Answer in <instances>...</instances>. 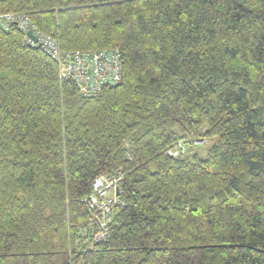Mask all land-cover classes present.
I'll list each match as a JSON object with an SVG mask.
<instances>
[{"label": "trees", "instance_id": "trees-1", "mask_svg": "<svg viewBox=\"0 0 264 264\" xmlns=\"http://www.w3.org/2000/svg\"><path fill=\"white\" fill-rule=\"evenodd\" d=\"M4 14L64 52L119 50L123 77L83 98L0 28V264H264V0H0ZM103 175H122L123 206L93 244Z\"/></svg>", "mask_w": 264, "mask_h": 264}, {"label": "built area", "instance_id": "built-area-1", "mask_svg": "<svg viewBox=\"0 0 264 264\" xmlns=\"http://www.w3.org/2000/svg\"><path fill=\"white\" fill-rule=\"evenodd\" d=\"M14 22H18L20 29L25 34L33 31L39 37L36 44H40L44 52L59 64L62 77L74 78L81 92L87 93L90 90L91 93L99 96L106 88L121 82L123 63L119 50L89 53L64 52L52 35L38 31L28 17L19 14L0 15V26L4 29H9ZM26 42L36 45L28 37H26ZM94 94L89 96H95ZM186 152L183 143L176 152H170V154L179 158ZM122 180L120 175H103L96 178L93 182V190L85 199L92 213L89 219V229L85 235L88 241L93 244L102 243L110 236L115 210L117 207L123 206V202L117 194Z\"/></svg>", "mask_w": 264, "mask_h": 264}, {"label": "bare ground", "instance_id": "bare-ground-1", "mask_svg": "<svg viewBox=\"0 0 264 264\" xmlns=\"http://www.w3.org/2000/svg\"><path fill=\"white\" fill-rule=\"evenodd\" d=\"M22 16H24V15H22ZM27 17V16H26ZM11 26H17L19 29H20V27H19V24H18V22H14V23H12L11 24ZM10 26V27H11ZM10 27H9V29H4V28H2L1 26H0V28L1 29H3V30H6V31H9L10 30ZM20 31L22 32V34L24 35V42H25V45H27V46H29V47H36V46H40V44H36L37 43V40L39 41V37L38 36H36L35 34H34V32L33 31H29L28 33H24L21 29H20ZM30 32H32L33 33V35H34V37H35V39L33 38V37H31L30 35H29V33ZM26 37H28V38H30L36 45H32L31 43H28V42H26ZM55 39V38H54ZM56 40V39H55ZM57 41V40H56ZM58 42V41H57ZM40 48H41V46H40ZM42 49V48H41ZM61 49V48H60ZM89 52H97V51H89ZM89 52H87V53H89ZM50 57V56H49ZM51 58V57H50ZM52 59V58H51ZM53 60V59H52ZM54 62H56L55 60H53ZM57 63V62H56ZM58 64V63H57ZM58 66H59V64H58ZM59 72H60V68H59ZM122 74H123V72H122ZM60 79L61 80H71V81H73L74 83H75V85H76V87H77V89H78V92H79V95L81 96V97H83V98H96V97H99L97 94H94V93H91L90 92V90L87 92V93H83V92H81L80 91V87L78 86V84H77V82H75V80H74V78L73 77H69V78H64V77H62V75H60ZM115 86V85H114ZM113 87V86H112ZM95 95V96H89V95ZM174 153V152H173ZM120 176H122V175H120ZM123 178V177H122ZM121 184V183H120ZM92 190H93V185H92ZM117 194H119V187H118V189H117ZM89 229V225H88V228H87V230ZM86 230V231H87Z\"/></svg>", "mask_w": 264, "mask_h": 264}, {"label": "water", "instance_id": "water-1", "mask_svg": "<svg viewBox=\"0 0 264 264\" xmlns=\"http://www.w3.org/2000/svg\"><path fill=\"white\" fill-rule=\"evenodd\" d=\"M29 35L35 39V37H34V35H33V33H32V32H30V33H29ZM32 48L39 49V48H40V46H36V47H32ZM115 86H116V85H115ZM115 86H113V87H115Z\"/></svg>", "mask_w": 264, "mask_h": 264}, {"label": "rangeland", "instance_id": "rangeland-1", "mask_svg": "<svg viewBox=\"0 0 264 264\" xmlns=\"http://www.w3.org/2000/svg\"><path fill=\"white\" fill-rule=\"evenodd\" d=\"M179 143H180V142H179ZM179 143H178V145H179ZM197 143H198L197 145H200V144H202V143H199V142H197ZM182 144H183V141H181L180 145H182ZM178 145H177V147L179 148V147H180V145H179V146H178ZM197 145H196V146H197ZM186 150H188V148H187V147H186Z\"/></svg>", "mask_w": 264, "mask_h": 264}]
</instances>
